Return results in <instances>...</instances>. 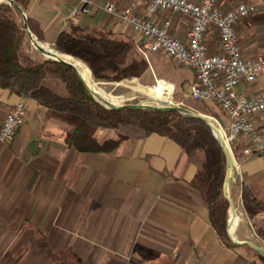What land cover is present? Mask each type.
Segmentation results:
<instances>
[{
	"label": "crops",
	"instance_id": "crops-1",
	"mask_svg": "<svg viewBox=\"0 0 264 264\" xmlns=\"http://www.w3.org/2000/svg\"><path fill=\"white\" fill-rule=\"evenodd\" d=\"M92 1L124 7L132 0ZM239 3L255 7L236 25L242 53L264 56V0H218L223 10ZM76 4L27 0L23 13L32 37L52 50L57 35L69 28L67 17ZM165 18L173 36L185 40L190 20L170 13L151 17L154 22ZM78 26L134 37L124 24L97 11ZM206 45L208 52L218 51L215 33ZM155 54L161 53H150ZM180 76L184 87L196 84L193 71L184 69ZM238 90L255 96L264 90V77ZM18 100L25 105L24 122L12 141L0 143V264H158L178 260L184 250L204 252V264H248L241 252L220 245L209 222L203 181L172 141L133 135L111 153L82 154L71 144L73 118L1 89L0 124ZM252 121L264 134V111ZM110 131L98 130L94 139H115ZM246 146L252 154L237 158L230 185L239 196L245 185L264 203V151L243 139L237 154ZM149 250L158 251V263L143 256Z\"/></svg>",
	"mask_w": 264,
	"mask_h": 264
},
{
	"label": "trees",
	"instance_id": "trees-1",
	"mask_svg": "<svg viewBox=\"0 0 264 264\" xmlns=\"http://www.w3.org/2000/svg\"><path fill=\"white\" fill-rule=\"evenodd\" d=\"M13 2L25 10L27 0ZM26 26L31 30L28 19ZM27 41L28 33L21 14L13 5L0 3L1 90L32 100L64 118H73L70 140L74 149L82 154L111 153L122 142L133 138L128 132L132 129L140 137L156 134L172 141L196 167L200 178L212 174L205 184L204 202L220 245L230 250L244 249L251 257L264 262L254 249L233 243L225 234L229 206L223 193L226 161L217 140L203 121L176 110L107 108L92 96L72 67L31 52L26 47ZM137 47L135 37L70 25L57 35L53 49L82 61L96 81L120 82L139 78L147 69L145 60L138 57ZM56 79L63 85L59 89L65 91V95L50 87ZM191 99L188 105L202 114L215 116L201 104L210 103L219 110L211 101ZM98 130H114L117 137L98 143L94 139ZM238 150V144L233 145V153ZM240 197L255 240L264 242V203L245 185L241 186ZM242 258L248 264H254L246 257Z\"/></svg>",
	"mask_w": 264,
	"mask_h": 264
},
{
	"label": "built area",
	"instance_id": "built-area-1",
	"mask_svg": "<svg viewBox=\"0 0 264 264\" xmlns=\"http://www.w3.org/2000/svg\"><path fill=\"white\" fill-rule=\"evenodd\" d=\"M97 11L124 24L139 40L137 50L144 56L161 53L181 68L196 75V84L189 87V95L217 105L226 119V126L212 121L239 168L237 158L252 154L249 146L234 154L232 147L247 139L257 152L264 151V134L253 123L252 117L264 111V90L247 97L238 87L252 84L264 77V56L246 57L239 44L236 25L255 12L249 3H239L223 10L218 0H132L124 7L112 2L96 3L77 0L68 14L69 25L78 26L81 18ZM170 13L190 20L185 40L173 36L171 22L151 17ZM215 33L218 51L208 52L207 37ZM25 118L23 100L16 101L0 124V143L14 139ZM212 120V119H211ZM216 123V124H215Z\"/></svg>",
	"mask_w": 264,
	"mask_h": 264
},
{
	"label": "rangeland",
	"instance_id": "rangeland-1",
	"mask_svg": "<svg viewBox=\"0 0 264 264\" xmlns=\"http://www.w3.org/2000/svg\"><path fill=\"white\" fill-rule=\"evenodd\" d=\"M22 20H23V17H22ZM32 40L38 43V41H36L34 37ZM32 40L28 36L26 47H29V50L31 52L36 53L39 56H43V57H45V55L48 56L46 53H43L40 50H37L35 46L32 45ZM136 40H137V43L139 44L140 43L139 40L137 38ZM61 55H64V54H61ZM138 57L143 58L147 64L146 71L139 78L128 79V80H124L120 82H105V81H96L92 77V74H91L92 80L94 83H96V86L99 89L103 90V92L108 95L109 100H106V101L119 104V105L140 104V105H146V106H152V107L176 106L179 108L188 109L195 113L202 114L199 111L194 110L192 107H190L192 105L190 104L188 105V102H191L192 100L191 99L192 97L189 95V86L182 87V84L179 81L181 78L180 74L184 72L185 68L176 66L172 60H170L163 54H155V55L146 54V56H144L139 52ZM158 80L168 82L173 87L171 94L167 99H164V100L155 99L145 92L144 88L154 86ZM105 83H112L114 85H105ZM60 86H63V85L57 79L54 80L53 84L50 83V87H52L57 92L59 91L60 93H64L65 95V91L63 92L61 89H59ZM201 107L202 108L208 107L209 110L215 113V116H209L205 114H202V115L209 117L210 119H212L213 122L217 121L221 123L223 126H226L225 117L212 104L210 103H207L206 105L201 104ZM110 132L112 136H117L116 131L113 130ZM128 132H130L132 135L138 134L137 131L134 129L129 130ZM236 172H237V169L233 167L230 182H229V197L232 203L234 204V207L236 209V213L239 219L238 225L236 227V230L233 236L237 241L249 242V243L255 244L256 246H258L264 251V242H257L254 238V234L252 233L251 221L247 218L245 214V211L241 203V197L239 196V193H237L238 191L237 187L230 185L232 183V180L236 176ZM211 178H212V174H208L201 178L203 181L204 187H205L206 182H208ZM229 218H230V208L228 206L227 222ZM226 229H227V226L225 228V234H226ZM237 251L241 252L248 260H251L254 264H264V262L251 257V254L244 249H238ZM142 254L143 256L148 257L149 259L155 262H157V260L154 257L160 256L158 251H154V250L145 251ZM158 262H157L158 264H161V262H163V264H171V263L173 264H204L205 263L204 252L184 250L180 258H178V260L175 259L174 262H172V260L170 263H168L169 261L164 262V260H160ZM115 264H120V263L118 262ZM148 264H154V263L151 262Z\"/></svg>",
	"mask_w": 264,
	"mask_h": 264
},
{
	"label": "water",
	"instance_id": "water-1",
	"mask_svg": "<svg viewBox=\"0 0 264 264\" xmlns=\"http://www.w3.org/2000/svg\"><path fill=\"white\" fill-rule=\"evenodd\" d=\"M1 2H5V3H8V4H11L13 5L16 10L21 14V16L23 17V20H24V26H25V29L28 33V36L31 38V40L33 39L32 35L30 34L27 26H26V17L23 13V11L20 9L19 6H17L13 0H0V3ZM32 43L33 45L35 46V48L37 50H40L38 48V44L39 43H36L32 40ZM41 51V50H40ZM43 52V51H41ZM56 52V51H54ZM58 55H61L59 54L58 52H56ZM49 57V56H48ZM51 59H54L56 61H60L62 63H65L67 65H69L70 67H72L75 72L78 74L77 70L74 68V66L69 63L68 61H65L59 57H49ZM78 76L80 77V75L78 74ZM81 78V77H80ZM81 80L84 82L85 86L87 87V89L89 90V92L92 94V96L98 100L100 103H102L103 105H105L107 108H110V109H120V108H123V107H128V108H133V109H137V108H140V109H162V110H176L178 112H181L183 114H186V115H189L191 117H194L196 119H199L201 121H203L211 130L213 136L215 137V139L217 140L224 156H225V161H226V173H225V179H224V183H223V193H224V197L225 199L227 200L228 202V205H229V208H230V218L227 222V229H226V235L227 237L235 244L237 245H243V244H246L248 246H250L252 249H254L260 256H262L264 258V251L259 248L258 246H256L255 244H252V243H249V242H240V241H237L234 237H232L230 235V229H231V226H232V222H233V219L236 218V209L234 207V204L232 203V201L230 200V197H229V182H230V178H231V174H232V170H233V158L231 156V153L229 151V149L227 148V146L225 145V143L223 142L222 138H221V135H220V132L219 130L217 129V127L214 125V123L212 122V120L205 116V115H202V114H199V113H195V112H192L188 109H184V108H179V107H176V106H167V107H152V106H146V105H140V104H135V105H132V104H125V105H118V104H115V103H111V102H108L106 100H104L103 98H101L100 96H98L93 90L90 89V87H88V85L86 84V82L83 80V78H81ZM232 216V217H231Z\"/></svg>",
	"mask_w": 264,
	"mask_h": 264
},
{
	"label": "bare ground",
	"instance_id": "bare-ground-1",
	"mask_svg": "<svg viewBox=\"0 0 264 264\" xmlns=\"http://www.w3.org/2000/svg\"><path fill=\"white\" fill-rule=\"evenodd\" d=\"M38 48L41 51H43V53H46L49 57H54V58L59 57L65 61H68L69 63H71L74 66V68L77 70L80 77L83 78V80L86 82V84L88 85V87H90L91 90H93L101 98H103L105 100H109L108 95L106 93H104L103 90L99 89L96 86V83L93 82L92 77H91V72L84 63L72 58L71 56L58 55L56 52H54L52 50H48V49L42 47V45H40V44H38ZM144 89H145V92L148 93L153 98L164 100L170 96L173 87L168 82L158 80L154 86L146 87ZM238 221H239V219H238V216L236 213V218L233 219L232 226L230 229V235L232 237H234L233 234H234L236 227L238 225Z\"/></svg>",
	"mask_w": 264,
	"mask_h": 264
}]
</instances>
